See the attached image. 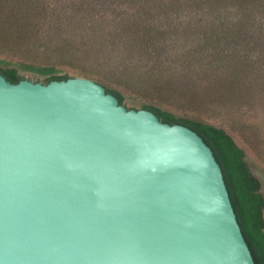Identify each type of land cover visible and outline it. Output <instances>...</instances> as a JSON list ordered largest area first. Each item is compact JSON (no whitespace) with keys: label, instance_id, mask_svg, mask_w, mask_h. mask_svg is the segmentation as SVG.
Listing matches in <instances>:
<instances>
[{"label":"water","instance_id":"water-1","mask_svg":"<svg viewBox=\"0 0 264 264\" xmlns=\"http://www.w3.org/2000/svg\"><path fill=\"white\" fill-rule=\"evenodd\" d=\"M0 264H256L195 130L97 81L0 71Z\"/></svg>","mask_w":264,"mask_h":264},{"label":"rangeland","instance_id":"rangeland-1","mask_svg":"<svg viewBox=\"0 0 264 264\" xmlns=\"http://www.w3.org/2000/svg\"><path fill=\"white\" fill-rule=\"evenodd\" d=\"M133 1L0 0V59L54 65L120 91L127 108L151 104L225 128L264 195V0ZM240 19L253 33L234 49L212 29Z\"/></svg>","mask_w":264,"mask_h":264},{"label":"trees","instance_id":"trees-1","mask_svg":"<svg viewBox=\"0 0 264 264\" xmlns=\"http://www.w3.org/2000/svg\"><path fill=\"white\" fill-rule=\"evenodd\" d=\"M35 1V0H34ZM31 0H21L20 5L36 3ZM103 6L108 4L114 6L120 0H100ZM125 3L128 0H121ZM132 3L133 0H129ZM192 4H208L204 0H192ZM223 1V0H221ZM246 0H238L241 6ZM135 3V1H133ZM31 4V5H34ZM255 5V1L253 2ZM116 7V6H115ZM244 12V9H243ZM247 22L244 19L236 20L234 24L223 23L219 28H213L212 31L220 40L228 42L229 46L236 49V45L252 37V31L248 30ZM223 28V30L221 29ZM247 28V29H246ZM260 34L264 33V27L259 26ZM249 31V32H248ZM246 50L251 48L245 45ZM236 60V56L231 58V66ZM0 71L11 82L17 83L23 76L20 72L32 71L43 77L44 83L52 80L68 79L67 73H62L54 65H35L27 62H14L5 58L0 59ZM104 86V85H103ZM109 93L118 97L121 104H124L123 94L107 86H104ZM142 108L153 111L163 121L170 124H182L198 132L204 141L212 148L214 155L222 167L224 178L230 193V197L237 214L238 221L243 234L249 244L256 264H264V195L260 191V181L251 174L248 163L245 159V151L241 148L225 128L207 123L198 119L176 116L173 112L157 108L151 104H142Z\"/></svg>","mask_w":264,"mask_h":264}]
</instances>
